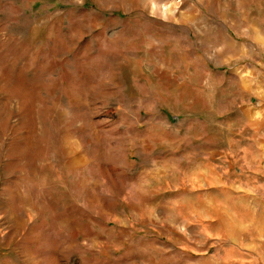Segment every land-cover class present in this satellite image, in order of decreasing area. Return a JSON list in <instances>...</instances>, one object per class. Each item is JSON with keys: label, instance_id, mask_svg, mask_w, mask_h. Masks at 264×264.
<instances>
[{"label": "rangeland", "instance_id": "rangeland-1", "mask_svg": "<svg viewBox=\"0 0 264 264\" xmlns=\"http://www.w3.org/2000/svg\"><path fill=\"white\" fill-rule=\"evenodd\" d=\"M0 264H264V0H0Z\"/></svg>", "mask_w": 264, "mask_h": 264}]
</instances>
